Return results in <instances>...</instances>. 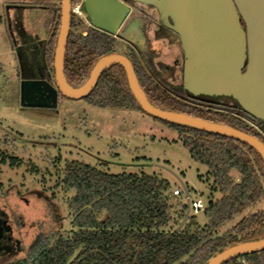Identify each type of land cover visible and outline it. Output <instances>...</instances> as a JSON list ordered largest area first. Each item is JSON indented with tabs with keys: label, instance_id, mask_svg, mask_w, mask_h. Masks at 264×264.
<instances>
[{
	"label": "trees",
	"instance_id": "16d2710c",
	"mask_svg": "<svg viewBox=\"0 0 264 264\" xmlns=\"http://www.w3.org/2000/svg\"><path fill=\"white\" fill-rule=\"evenodd\" d=\"M60 14V7H52L45 45L50 72L54 69ZM70 22L65 76L73 88L87 81L101 57L122 54L133 63L139 83L154 106L226 124L264 142L252 125L262 123L245 114L238 103L215 110L214 104L194 100L182 84L175 86L161 77L148 53L129 45L124 50L119 35L102 32L74 13ZM83 99L100 108L143 111L120 65L106 69ZM160 121L178 131L192 158L208 169L212 183L203 210L207 224L201 226L191 210L193 214L190 211L178 229L188 209L185 193L179 185L182 195H175L165 178L145 172L112 174L69 161L62 170V186L65 191H74L68 204L71 229L40 237L24 259L11 264H207L227 248L264 239V209L253 210L264 200V161L259 153L228 136ZM0 159L2 163L10 160L12 165L18 160L1 151ZM213 193H220L221 198L214 199ZM242 259L264 264V250L225 264H241Z\"/></svg>",
	"mask_w": 264,
	"mask_h": 264
},
{
	"label": "rangeland",
	"instance_id": "374dc122",
	"mask_svg": "<svg viewBox=\"0 0 264 264\" xmlns=\"http://www.w3.org/2000/svg\"><path fill=\"white\" fill-rule=\"evenodd\" d=\"M61 2L0 0V151L18 159L14 165L0 159V211L12 223L9 248L14 249L0 258V264L24 259L42 236L71 229L68 204L74 191L62 186V170L69 161L112 174H156L169 180L174 191L182 184L191 188L192 201L207 202L211 193L207 167L192 158L179 132L142 110L100 108L63 94L55 107L20 106L22 78L15 46L23 34L48 41L52 7L61 8ZM80 17L90 25L84 13ZM158 27L156 9L133 4L118 33L121 45L148 53L163 79L183 85V65L172 66L176 58L183 62L180 45L173 44V38L156 39ZM50 74L56 87L55 69ZM263 209L264 200L253 210ZM196 217L201 226L208 223L203 210Z\"/></svg>",
	"mask_w": 264,
	"mask_h": 264
},
{
	"label": "water",
	"instance_id": "95a60500",
	"mask_svg": "<svg viewBox=\"0 0 264 264\" xmlns=\"http://www.w3.org/2000/svg\"><path fill=\"white\" fill-rule=\"evenodd\" d=\"M130 2L156 9L160 27L179 38L184 54L183 87L190 98L209 104L230 98L247 114L264 121V0H82V12L92 27L116 37L132 10ZM61 4V25L54 57L57 86L43 76L22 77L21 107H55L59 94L72 99L84 98L106 69L120 65L132 94L147 114L239 140L254 148L264 161V142L257 137L226 124L154 106L139 83L133 63L125 55L115 53L101 57L87 81L73 88L65 76L72 0H62ZM182 187L188 209L178 229L191 210V188L184 184ZM2 220L6 228L11 227L5 215ZM262 250L264 239L240 243L218 253L207 264H225Z\"/></svg>",
	"mask_w": 264,
	"mask_h": 264
},
{
	"label": "flooded vegetation",
	"instance_id": "af4514ba",
	"mask_svg": "<svg viewBox=\"0 0 264 264\" xmlns=\"http://www.w3.org/2000/svg\"><path fill=\"white\" fill-rule=\"evenodd\" d=\"M23 35L25 37L23 41L20 43H17L15 46L16 51L20 58L21 78L22 77L36 78L37 76H43L44 78L51 80V74L46 65L45 45L47 42L42 43L41 41L35 40L36 38L34 37L30 38L29 36H26V34H23ZM156 35H157L156 39L158 40H161V39L168 40L169 38L175 39L174 42L172 43L175 44V42H178L180 45V49L182 50L181 44L179 42V38L176 35H172L169 30H164L163 28L158 27V29H156ZM181 65H183L182 66V71H183L184 54H183V62L182 63L180 62V58H176L172 66L180 67ZM166 68L169 69V67H166ZM223 99L234 101L235 104L230 105L229 103H225L223 102ZM223 99H221L217 104H214V105H220V106L224 105V106H232V107L236 106L237 102L235 100L230 99V98H223ZM241 109L244 111L245 114H247L242 107ZM257 120H259L262 123V125L261 124L259 126L256 124H252V125H255L256 129L259 131L260 134H262L263 139H264V121L261 119H257ZM249 122L252 123L251 121ZM2 215L3 213L0 211V258L5 256L7 252H14V249L12 250L9 248L11 239H10V234L8 231L11 229V227L6 228L3 225Z\"/></svg>",
	"mask_w": 264,
	"mask_h": 264
},
{
	"label": "built area",
	"instance_id": "2783aa9c",
	"mask_svg": "<svg viewBox=\"0 0 264 264\" xmlns=\"http://www.w3.org/2000/svg\"><path fill=\"white\" fill-rule=\"evenodd\" d=\"M71 10H72V13H74L76 15H79V16H82L83 15V12H82V1L80 0L77 3V5H75V6L72 7ZM181 193H182V191H181L180 188L174 191V194L177 195V196H180ZM205 206H206V202H203L201 200H194L191 203V210H193V212L196 214L200 210H204ZM241 264H250V262L245 261L244 259H242L241 260Z\"/></svg>",
	"mask_w": 264,
	"mask_h": 264
},
{
	"label": "crops",
	"instance_id": "0c3cea01",
	"mask_svg": "<svg viewBox=\"0 0 264 264\" xmlns=\"http://www.w3.org/2000/svg\"><path fill=\"white\" fill-rule=\"evenodd\" d=\"M35 40L41 41L42 43H43V42H47L46 40H43V39H41L40 37H36Z\"/></svg>",
	"mask_w": 264,
	"mask_h": 264
}]
</instances>
